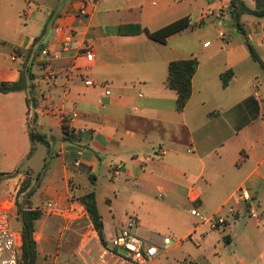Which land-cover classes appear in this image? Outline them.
Segmentation results:
<instances>
[{"label": "crops", "instance_id": "obj_1", "mask_svg": "<svg viewBox=\"0 0 264 264\" xmlns=\"http://www.w3.org/2000/svg\"><path fill=\"white\" fill-rule=\"evenodd\" d=\"M243 1L258 7L257 0ZM229 3L96 0L95 6L87 3L90 13L80 16L84 0H0V82L17 81L23 62L32 72V87L0 93V173L18 171L7 179L12 184L27 176L35 182L33 149L39 147H33L29 135L35 126L48 152L50 141L56 151L36 179L32 199L38 207L52 201L65 208L70 190L75 204L84 207L78 198L95 191L107 243L133 214L140 236L160 244L168 236L159 229L169 224L160 218L164 211L179 219L178 213L192 216L189 210L196 206L207 216L227 218L216 228L196 220L184 235H196L204 252L211 248L215 264H264V69L232 25ZM28 5L32 11L24 17ZM184 17L191 18V25L165 43L137 33L138 25L157 31ZM242 22L264 62V17L245 14ZM67 34L72 41L63 50ZM42 44L50 56L41 55ZM87 50L94 54L92 62L86 60ZM192 57L199 60L192 94L178 111L176 91L165 84L168 65ZM47 60L57 71L53 83L43 77ZM245 65L250 75H237ZM227 70L233 77L224 87L221 74ZM88 79L93 85L86 84ZM41 92L47 96L40 97ZM73 112L78 117L71 120ZM65 130L75 139L66 140ZM118 163L123 169L113 179L111 167ZM240 188L248 190L250 202L239 200ZM120 199L127 200L125 209L118 207ZM251 207L260 212L258 220L250 216ZM53 215L64 221L61 214ZM39 225L49 234L56 223L36 222L38 251L43 241ZM52 256L56 263L58 255ZM153 264L173 263L158 258Z\"/></svg>", "mask_w": 264, "mask_h": 264}, {"label": "built area", "instance_id": "obj_2", "mask_svg": "<svg viewBox=\"0 0 264 264\" xmlns=\"http://www.w3.org/2000/svg\"><path fill=\"white\" fill-rule=\"evenodd\" d=\"M88 2L94 3L95 6L96 0H84V5L79 9L80 16H85L90 13L87 6ZM31 11L32 7L28 5L23 12V16H28ZM219 35L224 37L225 32L221 31ZM71 41V34H67L63 37V50L69 48ZM205 45H209V42ZM41 55L50 56L47 49H41ZM85 57L88 62H92L94 54L92 51L87 50L85 52ZM11 58L13 60H17V55L13 54ZM43 77L48 83H53L57 78V71L53 67L50 60L43 63ZM86 84L93 85V81L88 79L86 80ZM107 93H110V91L108 90ZM45 96H47V92H41L40 97ZM45 113L53 114V110H45ZM76 117H78V113L73 112L70 119L73 120ZM84 131V129H80V132ZM73 165L75 167H79L81 165V161L79 159H75L73 161ZM122 169L123 165L121 163L112 166V178L117 179ZM236 194L241 201L250 202L252 200L248 190L245 188H240ZM68 198L70 204L63 209L59 208L57 204L52 201H48L45 205L40 206L39 209L48 214H61L64 217V221L67 223L73 219L84 216L88 217L85 207L75 204L77 198L75 197L73 190H70ZM14 210V200H8L0 204V264H20L19 256L22 247V232L20 228L17 229L13 226ZM189 211L192 216L196 217L201 222L209 223L213 228L227 222V218L225 216L219 214L207 216L196 206H193ZM230 212L234 213V209L230 208ZM250 216L257 220L260 218V212L257 207L250 208ZM138 225L139 222L137 217L132 215L127 224L120 228V230L110 239L108 242L109 244L106 246L100 239H98L99 235L97 236L98 233L91 224L90 231L88 232L90 237L89 241L96 237L99 242L100 251L97 256H90V252L87 251L91 258V262L89 263L87 261L86 264H153L160 253H166L169 251L172 245V239L170 236H163L160 244L150 242L146 238L138 235ZM89 241L83 244L82 247H86ZM119 248L126 249L128 251V255L120 253ZM111 259H114L113 263L110 261ZM184 264H191V262L186 260Z\"/></svg>", "mask_w": 264, "mask_h": 264}, {"label": "rangeland", "instance_id": "obj_3", "mask_svg": "<svg viewBox=\"0 0 264 264\" xmlns=\"http://www.w3.org/2000/svg\"><path fill=\"white\" fill-rule=\"evenodd\" d=\"M224 29L228 30V27H224L223 30ZM236 74L250 75L249 70H247V65H245L244 68L241 69V71H237ZM241 82L242 81L240 80L239 83L241 84ZM50 143L52 144V147L50 152H48V146L46 143L42 141L35 142V144H37L39 148H37V150L33 149V163L36 164H32V175L35 181L34 183H32L31 178L27 176L22 182L18 181V183L12 184L10 180H7L10 178L9 175L2 176L4 177V179L1 182L0 186V202L3 201L4 198H6L7 200L21 201L32 187L37 186L38 180L36 179L39 176L41 179L44 171L43 164L45 163L46 159L48 160L50 157H53V160L56 156V151L54 152L55 143L54 141H50ZM22 168L27 171L26 165L23 164ZM27 185L30 187L27 188ZM23 186H26V189L23 193H21V189H23ZM157 199L161 202L165 200H163L161 197H157ZM119 203L120 204H118V207L125 209L128 202L126 199H120ZM132 215L129 216L131 217ZM177 215L179 219H176L175 216L170 215L169 212L165 210L164 217L159 216L164 222L169 223L161 224V226H159V229L160 233L170 236V238L172 239V245L168 252L162 254L160 253L155 260L161 258L162 261H168L173 264H184L186 260L194 258L201 264H215L210 255L211 248H206V252H204V248L199 247L197 241L195 240L196 235H193L190 238H185L184 236L192 229V227H194V222L198 219L194 216H190L187 212H183L181 214L178 213ZM244 216L246 219H248L247 214H245ZM15 217L16 216L14 215L13 226L14 228L19 229L20 223ZM42 218L44 220L46 219L48 222H54L56 223V225L54 227V230L50 231L49 234L44 231L43 225L38 226V234H41L43 239L42 243L40 244V256L38 259V264H86L87 261L89 263L91 262L90 256H97V254L99 253L100 247L98 239L95 237L94 239L89 241L90 237L88 235V232L90 231L91 224H89V219L85 216L80 218L79 220L73 219L69 223L63 221L61 217L59 218L58 216L48 213H44ZM180 221L182 223H180ZM137 233L138 235L142 234V232L138 230ZM178 240L182 241L181 243L176 245V242ZM88 241V245H86V247H82V245ZM260 243L261 247H263V242ZM208 249L209 252H207ZM86 250L90 252V256L88 255ZM52 255H58L56 263L53 261L54 256ZM223 259L228 262V257L224 256ZM110 261L113 263L114 259H111Z\"/></svg>", "mask_w": 264, "mask_h": 264}, {"label": "trees", "instance_id": "obj_4", "mask_svg": "<svg viewBox=\"0 0 264 264\" xmlns=\"http://www.w3.org/2000/svg\"><path fill=\"white\" fill-rule=\"evenodd\" d=\"M258 7L252 9L247 6L243 0H230L228 6V12L231 17L232 25L234 28L241 33L247 42L252 58L257 61L264 69V62L257 53L255 47L250 43L247 37V32L243 26L242 16L245 14L253 15L259 18L264 17V0H257ZM191 25V18H181L157 31H150L147 28L138 25L137 33L144 32L151 39L165 43L167 38L174 33H177L183 29H186ZM38 54V53H37ZM36 54V55H37ZM40 54V52H39ZM199 66V60L196 57H192L184 60H174L168 65V76L166 79V86L176 91V108L178 111H182L189 98L192 94V80L195 72ZM233 77V70H227L221 74V79L224 87H227L231 78ZM32 78V72L30 66L23 62L21 64V74L17 81H1L0 82V93H10L15 91L27 90L32 85L29 80ZM68 141L75 139V135H69L68 131L65 130ZM29 135L33 143V147L36 141H42L43 136L35 132V126H31L29 129ZM18 171L12 173H0L2 175H9L14 177ZM30 186L27 185V188ZM26 189L23 186L21 193ZM36 190V186L32 187L21 201H15L14 215L17 221L20 223V229L22 232V247L19 256L20 264H38L39 251L38 241L35 235L36 222L43 217V212L35 205V201L32 199ZM79 201L84 205L89 220L92 222L95 230L97 231L101 242L104 245H108L104 237V222L102 215L97 205V197L95 191L87 192L81 195ZM13 215V216H14Z\"/></svg>", "mask_w": 264, "mask_h": 264}, {"label": "water", "instance_id": "obj_5", "mask_svg": "<svg viewBox=\"0 0 264 264\" xmlns=\"http://www.w3.org/2000/svg\"><path fill=\"white\" fill-rule=\"evenodd\" d=\"M42 47H43V44L39 47V50H41ZM119 252L123 253L125 255H128V251L126 249H124V248H119Z\"/></svg>", "mask_w": 264, "mask_h": 264}]
</instances>
